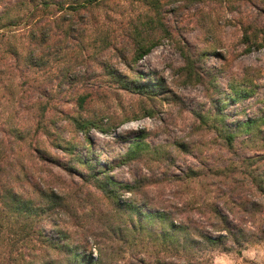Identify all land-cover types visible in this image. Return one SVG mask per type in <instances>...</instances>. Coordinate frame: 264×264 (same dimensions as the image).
<instances>
[{
    "label": "rangeland",
    "instance_id": "rangeland-1",
    "mask_svg": "<svg viewBox=\"0 0 264 264\" xmlns=\"http://www.w3.org/2000/svg\"><path fill=\"white\" fill-rule=\"evenodd\" d=\"M19 1L32 2L1 0L0 12L8 4ZM147 2L101 0L97 7L84 10L83 14L88 20L85 37L72 39L69 50L64 54V63H75L70 76L79 80L76 94L83 90L90 92L91 101L87 104L86 116L100 117L113 126L108 134L92 131L91 143L86 149L100 165L113 166L111 175L117 181L132 183L135 178H145L147 185L144 191L151 208L169 206L170 201L174 202L173 205L179 203L184 207L185 203L191 204L196 200L205 208L207 202L219 200L213 190L216 187L221 189L220 183L224 184L222 188L225 191L232 187L230 179H224L228 175L226 172L225 176L216 177L207 170L208 167L223 170L232 166H240L238 168L241 169L242 166L244 169V158L264 156V125L255 130L253 137L248 133H239L233 149L226 146L215 127V124L220 126L215 116L221 98L229 99V103L223 106L229 115V123L257 115L264 105V47L246 53V45L241 42L243 26L257 19L261 27L264 15L259 16L258 8L251 5H242L241 11H236L240 2L235 0L233 3L227 0H160L158 15L170 29V37L161 39V45L137 63L131 60L125 62L121 52H129L132 47L130 40L122 35V29L130 31L128 21L140 24V20L146 22L157 17L152 3L149 5ZM20 30L18 34L25 32L23 28ZM148 31L155 37L161 34L160 30L154 32L148 28ZM107 32L110 33V41L103 49L101 39L106 37ZM82 38L87 47L82 53L84 58L77 49ZM179 48H184L193 56L204 55L201 71L206 83L185 82L186 74L180 69L184 57ZM61 64L62 61L53 60L47 67L26 70L24 74L18 72L13 78L16 84H10V95L3 89V83L0 84V129L2 121L16 112L15 123L25 135L23 140H18L0 130V148L3 147L10 158L18 161L14 173L8 172L0 179V186L2 183L12 185L37 208L47 203L39 190L57 188L55 191L70 193L69 189H82V197L91 204L97 202L101 194L94 186L86 187L82 180L81 175L89 174V169L75 164L73 169L67 168L72 160L66 153V142L71 140L78 150L85 147L83 135L77 134L66 119L68 114L77 115L78 109L69 97L67 87L58 86ZM120 78L134 83L138 79L151 87L157 96L151 99L149 94L127 91L121 87ZM50 80L54 84L49 83ZM33 84L45 88L41 91H45V96L35 92ZM235 84L238 88L246 87L248 91V96L237 102L230 99L235 94L230 86ZM21 91V96H26V99L18 107V103L14 102ZM229 91L230 94L227 93ZM40 102L51 106L44 120L50 137L37 127V115L41 114ZM152 110L153 116L144 115ZM57 137L62 145H57ZM250 138L253 141L247 145L244 141ZM136 141L143 142L139 159L130 165L120 163L122 156ZM37 151L42 152L45 161L38 159ZM191 169L202 174L194 182L184 180L185 172ZM252 190L250 187L249 192ZM246 195L250 200L260 199L258 195ZM124 197L132 198L130 193ZM136 198L138 202L146 199L143 192ZM90 206L86 207L85 212L91 210ZM141 206L146 210L148 208L143 203ZM219 206L228 213L224 206ZM100 208L112 216L109 206L104 204ZM192 214L201 225L211 222L214 216ZM100 217L94 219L95 223L108 221L105 216ZM109 220L115 225L122 224L112 218ZM88 222L92 223L93 220ZM247 225L252 228L251 222ZM44 226L50 230L52 224L45 221ZM253 226L257 228L252 229L256 230L261 240L245 245L241 254L220 250L201 252L198 255L199 264H264V214ZM69 227L73 231L79 229L72 225ZM78 231L82 232L81 229ZM2 246L7 250V244Z\"/></svg>",
    "mask_w": 264,
    "mask_h": 264
},
{
    "label": "trees",
    "instance_id": "trees-1",
    "mask_svg": "<svg viewBox=\"0 0 264 264\" xmlns=\"http://www.w3.org/2000/svg\"><path fill=\"white\" fill-rule=\"evenodd\" d=\"M100 1H19L8 4L0 12V84L3 83V89L10 95L11 85L16 84L13 78L18 72L22 71L24 74L26 70L47 67L53 60L62 61L58 86L67 87L69 97L73 99L78 109L77 115L68 114L66 119L73 125L77 134L83 135L85 147L78 150V146L71 140L66 142L64 147L72 160L67 168L73 169L75 164L89 169V174L81 175L82 180L86 183V187L94 186L101 193L97 202L91 204L89 200L82 197V189H71L73 191L69 189L70 193L62 190L55 191L57 188L39 190L47 203L44 207L37 208L12 185L7 186L2 183L0 186V264H199L200 256L198 255L201 252L220 250L226 253L236 251L241 254L245 245L261 240L256 230L252 228L257 229L253 225L257 224L259 217L264 214V156L244 158L242 163L245 165L244 169L242 166L241 169L238 168L240 166H232L231 169L225 167L223 170L208 167L207 170L216 177L225 176L226 172L228 175L224 179H230L232 187L225 191L222 188L224 184L220 183L221 189L216 187L215 191L213 190V194L219 200L207 202L205 208H202L201 202L197 200L191 204L185 203L184 207L179 203L173 205L174 202L170 201L169 206L151 208L147 193L144 191L147 185L145 178H135L132 183L117 181L111 175L113 166L100 165V162L91 155L90 150L86 149L91 143L92 131L108 134L112 132L113 126L100 117L86 116L87 104L91 101L90 92L83 90L76 94L79 80L72 79L70 76L75 63L71 61L64 63V54L67 49L69 50L72 39L76 40L83 35L85 37V25L88 24V20L83 11L90 7H97ZM147 1L149 5L150 2L152 3L157 17L146 22L140 20V24L128 21L130 31L126 28L122 29V35L130 40L129 44L132 47L129 52H121L125 62L131 60L132 63H137L149 55L155 47L161 45V39L170 37V29L158 15L161 10L160 0ZM233 1L227 0L230 3ZM235 1L240 2L236 11H241L242 5H251L258 8L259 16L264 15V0ZM20 28L24 29L23 34H18L22 31ZM148 28L154 32L160 30L161 34L155 37ZM109 41L110 33L107 32L106 37L101 39L103 49L109 45ZM241 42L246 45V53L264 47V23L260 27L258 20L253 19L244 25ZM79 45L77 49L80 51L81 58H84L85 55L82 53L87 50V47L83 44V38ZM179 51L184 57V64L180 69L186 74L185 82L206 83L201 71L204 55L193 56L184 48H179ZM49 83L54 84L53 80ZM119 83L127 91L140 95L149 94L151 99L157 96L151 87L139 82L138 79L134 83L120 78ZM33 87L35 92L45 96V91L41 92L45 88L41 89L35 84ZM230 87L235 93L231 96V100L237 102L248 96L246 87L238 88L236 84ZM21 93L22 91L14 102L18 103V107L21 101L26 99V96H21ZM227 93L230 94V91ZM228 101V98L226 100L221 98L217 105L215 117L220 126L215 124V127L226 146L233 149L239 133H248L253 137L255 130L264 125V105L257 115L246 116L244 121L239 118L229 123L227 110H223V106H226ZM40 104L41 114L37 115V127L43 129L45 135L50 137L51 134L44 120L51 106L43 102ZM16 114L15 112L3 120L0 130L4 134H9L10 137L14 136L18 140H23L25 135L15 123ZM144 115L153 116L154 110ZM220 127L221 130H219ZM58 138H56L57 145H62ZM251 141L253 138L244 142L248 145ZM142 147L143 142L136 141L122 156L120 163L130 165L132 161L139 159ZM38 148L36 149L39 150ZM37 157L40 161L46 160L42 152L37 151ZM17 165V159L10 158L6 150L3 147L0 148V179L8 172L14 173ZM198 176L202 174L191 169L185 172L184 180L194 182ZM201 187L205 188V186ZM250 187L255 193L249 192ZM142 192L146 199L143 200L144 202H138L136 196ZM193 192L194 190L191 193ZM128 193L132 198L125 199L124 196ZM246 194L258 195L260 199L250 200ZM142 203L149 209H144L141 206ZM104 204L111 208V217L101 208L99 209V206L103 207ZM219 205L224 206L228 213ZM88 206L91 210L85 212ZM193 212L202 216L207 214L214 216L211 222L201 225L194 219ZM98 216H105L108 221L97 224L94 219ZM109 218L121 221L122 224L109 223ZM90 220L93 222H88ZM45 221L52 224L50 230L44 226ZM249 222L252 223V228L247 225ZM69 225L78 227L82 232H79V229L71 230ZM4 243L7 244V250L2 246ZM95 251H97L96 254Z\"/></svg>",
    "mask_w": 264,
    "mask_h": 264
}]
</instances>
